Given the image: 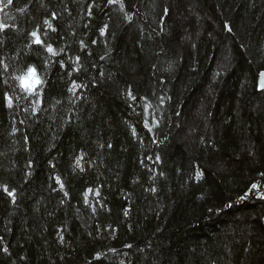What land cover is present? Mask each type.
Listing matches in <instances>:
<instances>
[{
	"label": "trees",
	"instance_id": "obj_1",
	"mask_svg": "<svg viewBox=\"0 0 264 264\" xmlns=\"http://www.w3.org/2000/svg\"><path fill=\"white\" fill-rule=\"evenodd\" d=\"M262 71L264 0H0V264H264Z\"/></svg>",
	"mask_w": 264,
	"mask_h": 264
},
{
	"label": "snow or ice",
	"instance_id": "obj_2",
	"mask_svg": "<svg viewBox=\"0 0 264 264\" xmlns=\"http://www.w3.org/2000/svg\"><path fill=\"white\" fill-rule=\"evenodd\" d=\"M12 0H8V3H11ZM114 2V0H109V3ZM33 37H35V42L37 44H41L42 41L40 40L38 34L36 32L32 33ZM47 51L50 53L54 54L53 49L51 46H48ZM264 75V74H261ZM22 80V85L27 89V90H32L38 83H40L37 75H36V70L34 68H29L28 70V75L26 77L21 78ZM262 88H264V84L261 85ZM256 185H253V188H255ZM5 191H8L7 188H5ZM10 196L14 195L12 192L8 193Z\"/></svg>",
	"mask_w": 264,
	"mask_h": 264
},
{
	"label": "water",
	"instance_id": "obj_3",
	"mask_svg": "<svg viewBox=\"0 0 264 264\" xmlns=\"http://www.w3.org/2000/svg\"><path fill=\"white\" fill-rule=\"evenodd\" d=\"M259 74L260 75H258V78H257V86L259 90L264 91V88L261 87V85L264 84V75H261V74H264V71H262V73L260 72Z\"/></svg>",
	"mask_w": 264,
	"mask_h": 264
}]
</instances>
